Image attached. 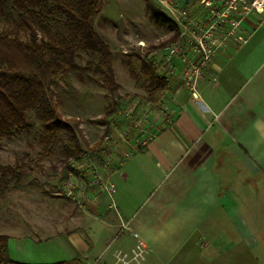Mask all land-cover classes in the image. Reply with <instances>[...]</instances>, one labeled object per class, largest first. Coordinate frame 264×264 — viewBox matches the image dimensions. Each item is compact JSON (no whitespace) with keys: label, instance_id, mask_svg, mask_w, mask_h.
<instances>
[{"label":"crops","instance_id":"0c3cea01","mask_svg":"<svg viewBox=\"0 0 264 264\" xmlns=\"http://www.w3.org/2000/svg\"><path fill=\"white\" fill-rule=\"evenodd\" d=\"M237 34L246 41L218 49L194 91L176 84L172 111L151 117L137 147L108 126L119 149L98 177L115 187L112 196L90 187L84 168L65 180L80 203H55L34 182L15 185L32 220L0 215L10 259L116 264L139 241L140 264H246L264 250V13H249ZM232 169L234 187L219 185Z\"/></svg>","mask_w":264,"mask_h":264},{"label":"rangeland","instance_id":"374dc122","mask_svg":"<svg viewBox=\"0 0 264 264\" xmlns=\"http://www.w3.org/2000/svg\"><path fill=\"white\" fill-rule=\"evenodd\" d=\"M150 4L163 12L154 0H102L94 18L96 31L109 45L112 53L115 79L120 85L114 96H110V93L103 86V76L94 73V71L82 75L68 74L63 80L53 85L54 98L61 115L64 118H73L80 122L78 125L80 134L78 133V135H83L85 139V142L80 141L81 149L84 151L83 154L86 155V160L82 162H88L85 167L75 171H82L83 168L87 171L89 169L91 175L94 176L92 180H89L90 187L97 185L99 189V182L102 179L98 177V169L114 166V158L118 153V140L114 136L115 133L113 135L112 129H108V126L120 133L122 138L130 139L137 147L141 132L150 126L147 127L146 124L149 123L151 117L162 118L172 111L171 109L174 107L172 89L176 84L179 83L188 91H193L191 86L194 84L195 89V81L190 80L187 82L182 78L184 73L186 76L189 75L194 78V73L190 65L183 64L181 54L172 59L170 58L168 64V60L165 59L161 51L154 53L156 49H162L170 43L168 39L173 35L174 28L157 24L151 17ZM17 21V14L7 11L4 16H0V29L5 26H13ZM170 22L172 23V21ZM54 28L56 29L58 26ZM144 59L151 64L154 62L155 65L152 64L154 74L165 75L170 83V89L150 90L148 88L150 73L141 71V60ZM76 61L80 65H85L88 61H95V58L78 51ZM117 96L119 97L117 101L120 102L121 106L117 114L107 120L109 125L93 121L110 110L112 99H116ZM27 115L35 123V128L29 133L22 132L0 138V163L12 164L15 156L28 153L30 159L43 168L31 172L24 184L34 182L37 186L31 187L36 188L42 194V197L49 195V199L55 203L59 201L52 197L71 198L66 196L65 191L72 185L61 181L63 158L65 157L64 145L69 144L68 139L63 133H60L58 138L51 143L49 150L44 149L45 145L40 141L44 135L40 120L32 111L28 112ZM105 130H107V133L103 136V144L99 147L100 151H98V148L93 152L88 150V146L96 143L105 133ZM108 134L110 135L109 144L114 147V151L110 162L103 166L102 163L96 160V157L98 155L105 156V158L109 157L108 151L102 152V149L106 147L104 137ZM82 162L80 163L83 164ZM223 172L219 171V175L222 174L221 177L219 176V185L222 186L223 183L229 181L231 184L228 185L234 187L238 172L233 169L231 172L227 171L226 175H223ZM248 181L249 185L257 182L253 178H248ZM15 185L17 184L14 182L10 183L11 190L9 193L5 192L7 193L5 197L3 195L0 198V215L5 214L8 218L10 217L9 219L14 220L26 212L20 204L24 203V196L21 193L22 196H18L16 189L13 188ZM28 212L25 213L27 214L26 218L32 220ZM260 244L263 245L264 243L260 242ZM136 250L134 249L135 252L131 253V256L136 253ZM257 250L249 253L248 258L244 259L246 264H264V250L261 252ZM144 254L142 251L140 255L136 256L135 261L132 258L129 259V257L124 260L128 261V264H140L145 257ZM118 264H123V260H119Z\"/></svg>","mask_w":264,"mask_h":264},{"label":"trees","instance_id":"16d2710c","mask_svg":"<svg viewBox=\"0 0 264 264\" xmlns=\"http://www.w3.org/2000/svg\"><path fill=\"white\" fill-rule=\"evenodd\" d=\"M101 2L102 0H0V16L12 11L18 17L15 25L0 29V138L31 132L35 123L27 113L32 111L40 120L44 132L40 139L45 145L44 149L49 150L60 133L69 141V144L64 145L65 157L61 172L63 182L69 173H77L69 166V159L80 158L84 152L81 141L85 142V139L83 135H78L80 122L61 115L54 98L53 85L68 74L82 75L94 71L103 76L102 84L110 96H114L120 87L115 79L110 47L94 26V18ZM149 7L151 17L157 24L174 28L160 9L152 4ZM177 38L178 31L174 29L168 40L173 42ZM78 51L94 57L95 61L80 65L76 61ZM141 66L143 73H150V90L169 89L166 77L155 75L150 62L141 60ZM117 99L118 96L112 99L109 111L93 121L108 126L107 120L116 115L121 106ZM106 133L107 130L93 145L87 144L88 150L93 152L99 149ZM42 168L30 159L28 153L15 156L12 164L0 163V198L10 183L22 185L31 172ZM53 170L55 171L54 167ZM0 264H27L10 259L8 236L4 234H0ZM52 264L81 262L75 258Z\"/></svg>","mask_w":264,"mask_h":264},{"label":"built area","instance_id":"2783aa9c","mask_svg":"<svg viewBox=\"0 0 264 264\" xmlns=\"http://www.w3.org/2000/svg\"><path fill=\"white\" fill-rule=\"evenodd\" d=\"M163 13L172 24L174 29L178 31L177 40L165 45L162 49H156L154 53L161 51L167 63L170 58L181 56L183 64L190 65L193 69L194 78L183 75V79L189 82L195 81L202 73L214 53L222 48L230 38L236 39L238 42H245L246 39L237 34L241 22L251 12L264 13V0H154ZM154 64V62H152ZM155 65V64H154ZM153 65V66H154ZM155 69V68H154ZM156 74V73H155ZM157 75V74H156ZM158 77H166L165 75H157ZM167 79V77H166ZM194 84L191 86L194 91ZM105 148L102 152L108 151L109 157L105 158L96 155V160L106 166L112 158L114 147L110 146V135L104 137ZM109 144V145H108ZM116 149V148H115ZM110 152V153H109ZM83 154V153H82ZM78 159H69V166L76 168L85 167L87 162L86 155L83 154ZM128 154H124L126 158ZM82 162L83 164H81ZM77 165V167H75ZM99 189L106 191L110 196L115 192V187L107 181L99 182ZM66 196L74 198L78 203L80 199H76L73 187H68L65 191ZM136 253L133 256L117 253L116 264L119 260H123V264H128L124 259L129 257L136 260V256L143 251L142 242L139 241L136 246ZM135 252L132 250V253ZM134 264V263H133Z\"/></svg>","mask_w":264,"mask_h":264}]
</instances>
